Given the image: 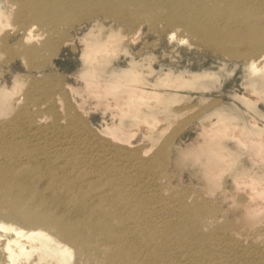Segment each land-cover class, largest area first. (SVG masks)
I'll use <instances>...</instances> for the list:
<instances>
[{"label":"rangeland","instance_id":"1","mask_svg":"<svg viewBox=\"0 0 264 264\" xmlns=\"http://www.w3.org/2000/svg\"><path fill=\"white\" fill-rule=\"evenodd\" d=\"M37 1L41 6V21L34 29L38 46L30 59L33 68L23 69L19 76L10 77V68L18 64L23 67L24 60L15 58L11 62L8 47L0 46V82H5L0 88V149L9 155L5 162L0 160L4 162L0 168L14 155L22 158L24 149L45 152L48 145L56 144L67 147L64 154L53 156L62 162L63 170L73 169L65 163L68 157L97 152L95 143L102 145L99 151L137 156L140 165L130 174H110L113 185L137 188L136 196L118 201L129 200L134 204L138 199L173 200L177 207L171 213L159 212L160 221L166 224L181 217L187 222L185 227L194 226L195 235L187 228L181 230L179 223L172 230L169 224L166 232L159 235L161 247L166 249L161 264H180L183 258H188L190 264L215 258L225 264H264V219L242 223L233 213H238L240 205L250 198L247 189L238 187L236 178L223 172L217 175L219 180L206 188L183 180L175 163L177 151L174 149L187 123L208 117L218 103V107L229 112L240 109L239 102L231 100L227 93L234 90L232 83L237 76L245 77L236 67L237 53H213L202 46V41L210 39L209 43L215 45V39L223 34L218 27L223 29L229 22H232L233 31L246 34L245 43L248 30H251L249 42L259 37L264 29V0H212L216 2L215 7L205 4L207 0ZM19 4L18 1L13 7L7 6L8 10L4 8L0 35L21 20L24 13ZM9 11L11 14L7 13ZM31 13L37 15L36 11ZM240 15L243 17L238 19ZM217 21L221 23H215ZM89 29L90 33L79 34ZM85 38H88L86 43L82 42ZM98 40L102 43L93 60L84 53L93 51L92 46ZM252 51L251 48L247 50L250 54ZM257 65L259 68L254 75H264V56ZM106 69H113V73L124 78L136 73L147 79L161 71L163 79L170 77L167 71L173 73V78H189L176 88L161 85L163 101L140 105L122 100L127 85H122L120 90L108 85L99 92L85 89V79L90 75L101 76ZM152 88H158L157 83ZM97 95L115 96L120 104L107 106ZM260 103V98H256L253 104ZM239 116V122L247 130L263 132L241 137L239 141L257 139L264 142L262 118L245 113ZM135 118L142 123L134 122ZM119 122L133 123L128 126L135 125L137 130L119 133L124 126L118 125ZM23 134H28L29 139ZM12 138L18 144L10 143ZM35 143L39 144L37 148L33 147ZM163 156H170L171 163L158 164L160 158H166ZM258 160L259 156L251 148L243 149L238 156L240 163L247 169L253 168L264 181V161ZM198 162H189L188 167L195 169ZM91 172L97 173L96 170ZM69 175L74 179L77 176L74 171ZM148 177H153V181L145 188ZM84 179L88 183L96 182L92 174H86ZM225 190H229L234 206L224 203L220 197L219 193ZM181 208H191L190 213H180ZM259 214L264 217V211L256 216ZM153 219L146 215L141 224L152 223ZM223 224H226L224 229L221 228ZM188 246L197 249L195 255L190 249L185 250ZM2 256L0 251V264H4ZM74 259L73 256L70 264Z\"/></svg>","mask_w":264,"mask_h":264},{"label":"bare ground","instance_id":"2","mask_svg":"<svg viewBox=\"0 0 264 264\" xmlns=\"http://www.w3.org/2000/svg\"><path fill=\"white\" fill-rule=\"evenodd\" d=\"M18 1L24 13L21 20L16 26H11L3 35H0V46L8 47L11 62H14L15 58L24 60L23 67L18 64L10 68L8 74L12 78L19 76L23 69L33 68L30 59L38 46L36 41L38 35L35 34L34 29L35 26L40 25L41 21L39 1L4 0L0 2V29L2 28L1 16L5 13L4 8L13 7ZM205 4L215 7L216 2L207 0ZM32 11H36L37 15L32 14ZM7 13L11 14V11ZM245 15L250 17V14ZM240 17L243 16L240 15L238 19ZM231 23L229 22L223 29L214 24L223 34L215 39V45L210 44V39L205 38L202 46H206L208 50L217 54L237 53L239 62L236 63V67L245 77L237 76L232 83L234 90H229L227 93L230 94L231 100L239 102L240 109L229 112L218 107V103L208 117L191 119L192 121L187 123L186 130L180 136L179 142L174 144V149L178 152H176L175 163L181 170L183 180H189L202 188L219 180L220 176L217 177V175L222 172L229 176L232 174L236 178V185L246 188L250 196L242 206L240 205L238 213L233 212L238 217V222L247 223L252 219L254 221L264 219L263 216L260 217V214L256 216L260 211H264V181L258 178L253 168L247 169L243 163H240L238 156H241L243 149L251 148L259 156L258 161H264V142L257 139L243 143L239 141L244 136L263 134L257 129L247 130L245 125L239 122V114L245 113L250 117L262 118L264 121V75H254L259 68L257 63L262 61L264 56V52H260L264 51V29L262 35L254 37L251 42H249L251 30H248L246 36L248 40L245 43L246 34L233 31ZM177 30L174 29L175 32ZM90 32L91 29L79 34ZM85 39L82 42L88 41V38ZM101 43L102 40L95 42L92 46L94 50L84 55L89 54L93 60L96 59L98 46ZM13 47H16V50ZM248 48L253 50L251 54L247 52ZM113 72V69H106L101 76L90 75L85 79V89L99 92L106 85L114 90H120L122 85H127L125 95L121 97L122 100L149 105L154 101H163L164 94L160 87L176 88L180 82L189 78L181 76L173 78L171 71L166 72L170 75L166 79L162 78L163 71L152 74L147 79L140 78L135 75L136 73L124 78ZM156 83L158 88L153 89ZM4 84V81L0 82V88ZM146 88L155 91L148 92ZM96 97L103 100L107 106L120 104V100H117L115 96L97 95ZM256 98L261 100L258 106L253 104ZM105 116L106 114L103 117ZM108 119L111 120V118ZM134 120L138 124L142 123L141 119ZM129 124L133 123L128 122L124 125L123 122H119L118 125L124 126L118 132L137 130L134 129L135 125L128 126ZM23 137L29 139L28 134H23ZM11 140L10 143L18 144L17 140L13 138ZM36 144L39 145L35 143L33 147L37 148ZM95 145L97 152L67 158L65 163L71 165L72 170H63L62 162H58L53 157L67 151V147L61 144L48 145L45 152L24 149L22 158L14 155L10 162L0 168V184L2 185L0 251L1 256L5 258L3 259L2 256L4 264H70L73 256L75 259L72 264H154L155 262L161 264L165 260L161 257L166 249L161 247L159 235L166 232L165 229L169 224H172V230L179 223L181 230L184 231L187 228L192 235H195L194 226L185 227L187 222L181 217L174 222L169 220L166 224L163 220L160 221V216H157L159 212L171 213L177 207L173 200L138 199L134 204H131L129 200L118 201L127 199L129 196H136L137 188L126 184L113 185L109 180L110 174H130L140 165V159H137V156H125L112 151H99L102 145L99 143ZM163 157L166 158H160L157 161L158 164L171 163L170 156ZM8 158V153L0 149V160L5 162ZM196 160L199 162L195 169L188 167L189 162ZM4 162H0V165ZM93 170L97 173H92ZM71 171L76 173L75 179L69 175ZM86 174H92V179L96 182L88 183L84 179ZM152 181L153 177H148L145 188H149V183ZM89 187L91 188L88 189ZM219 195L224 203L229 202L231 206H234L229 197V190ZM190 209L181 208L180 213H190ZM146 215L154 217L153 222L141 224ZM225 226L226 224H223L221 228L224 229ZM188 249L195 255L196 248L190 246L185 248V250ZM154 256L161 259L152 260ZM216 259L202 263L194 261L192 264H225L224 261H216ZM179 263L190 264L188 258L181 259Z\"/></svg>","mask_w":264,"mask_h":264}]
</instances>
